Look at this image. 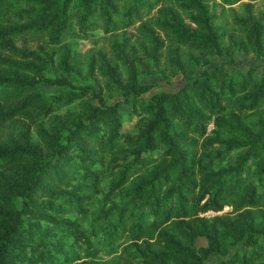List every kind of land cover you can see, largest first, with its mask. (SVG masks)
Returning <instances> with one entry per match:
<instances>
[{
	"label": "trees",
	"instance_id": "1",
	"mask_svg": "<svg viewBox=\"0 0 264 264\" xmlns=\"http://www.w3.org/2000/svg\"><path fill=\"white\" fill-rule=\"evenodd\" d=\"M95 31L121 36L113 55L64 49L54 62L47 52ZM237 50L264 55V0H0V127H8L0 141V264L50 259L49 247L60 251L57 233L93 258L90 237L64 216L62 202L86 217L87 187L101 194V180L92 222L106 241L121 240L123 258L110 264H204L216 256L224 257L217 264H264V74L249 66L233 76L216 65L193 76L211 54ZM50 65L59 75L43 77ZM139 69H166L184 82L145 97L153 84L136 79ZM96 73L104 78L97 90L71 84L73 75ZM41 83L59 93L45 96ZM112 85L129 110L103 101ZM83 99L96 104L84 117L56 121L60 132L38 127L39 118ZM132 118L136 133L122 132ZM236 148L243 152L232 163L215 165ZM232 244L239 247L230 254Z\"/></svg>",
	"mask_w": 264,
	"mask_h": 264
},
{
	"label": "rangeland",
	"instance_id": "2",
	"mask_svg": "<svg viewBox=\"0 0 264 264\" xmlns=\"http://www.w3.org/2000/svg\"><path fill=\"white\" fill-rule=\"evenodd\" d=\"M207 2L211 3L212 0H207ZM121 43V36L119 34L102 36L100 31L93 32L88 38H70L66 39L58 45H50L47 48V52H52L54 55V62H57L62 54L64 49H68L69 51H80L84 52L89 48L94 49H102L107 57L111 54L112 51L118 47ZM111 52V53H110ZM137 56H140L141 53L136 50L134 52ZM209 62L205 66H196L193 76H197L203 69L212 68L216 65H220L229 75H238L241 71H245L249 66H253L255 68V74L257 77L264 74V55H256L254 53H248L241 50L235 51L231 56L227 55H216L211 54L209 57ZM145 61V60H144ZM111 65H117L120 73L123 76H126L127 71L125 70L124 63L120 60H115L114 57L110 58ZM137 72V71H136ZM59 75L57 71L53 68V65H50L48 69L43 73V77L53 78ZM136 79L139 82L152 83V88L144 94L147 97L151 93H157L161 91H175L181 84L184 82L182 75L179 73L172 74L166 69H162L161 72L155 71L154 73H144L139 69ZM71 84L73 86H84L90 85L95 90L98 89L96 84L104 85V78L96 73L93 76L85 77L83 75H73ZM98 81V83H97ZM42 92L45 96L52 95L53 93H59L56 91V88H59L54 85H49L47 83H41ZM113 88L110 90L103 89V101L112 105L114 103L118 104V108L122 111L129 110V106L124 105L122 101V91L120 88L112 85ZM71 90L69 86H61L60 91L68 92ZM96 104V101H91L88 99H83L79 101H74L69 105L62 107L61 109L47 115L46 117H41L38 119V127L43 128L45 131L52 132V128H56L59 132L62 130L61 126L56 123V121H65L72 122L76 118L84 117L88 112V107ZM135 118H132L129 121H123L121 125V131L129 134L136 133V127L134 126ZM210 123V122H209ZM211 131V130H210ZM209 131V132H210ZM8 133V127L4 124L0 127V141L4 142ZM53 133V132H52ZM56 134V133H53ZM65 130L61 132V138L64 136ZM57 136V135H56ZM30 139L33 143H38L39 136L35 132L34 127L30 128ZM74 148L71 149V152H74ZM243 152L242 148H236L231 151L223 150L221 153V157H219L215 161V165H227L234 161V158ZM50 153L47 152L46 156L49 157ZM72 162H77L75 158L72 159ZM247 173H251L252 182L256 184L255 176L257 173L253 171V168L250 163L247 164ZM264 186V180L261 182ZM106 180H101L99 183V188L102 193L106 190ZM88 192L91 194L87 216L81 217L77 215L73 209H70L69 205L65 202H62V208L65 210V215L69 219H73L76 221L78 227L83 230V232L90 237V241L92 243L93 248L95 249V256L93 258L87 259L85 258V252L83 249V245L78 242H74L72 237L69 234H56L53 237V240L58 244L60 251H55L52 247H49L50 259H45L43 262L39 264H78L74 262H79L81 260H89L87 264H110L121 261L122 255L119 253L121 247V240L117 239L112 242L106 241L101 232L99 231L98 225H94L92 222L93 213H95L97 205L99 203V198L101 194H92L93 192L90 187H87ZM20 202V197H15V204L18 206ZM228 210V207H224L221 211L217 213H223ZM213 212L205 213V216L210 217L214 215ZM115 216H113L114 218ZM44 224V222H41ZM103 224V223H101ZM197 245H204V240L202 238H198L196 240ZM239 247V244H232L229 248V253L231 254L234 250ZM65 257L76 258L72 263L66 262L64 260ZM219 258H224L223 256L210 257L208 261L204 262V264L210 263H218Z\"/></svg>",
	"mask_w": 264,
	"mask_h": 264
},
{
	"label": "built area",
	"instance_id": "3",
	"mask_svg": "<svg viewBox=\"0 0 264 264\" xmlns=\"http://www.w3.org/2000/svg\"><path fill=\"white\" fill-rule=\"evenodd\" d=\"M212 128H213V125L210 122V123L207 124L206 131L209 132Z\"/></svg>",
	"mask_w": 264,
	"mask_h": 264
}]
</instances>
